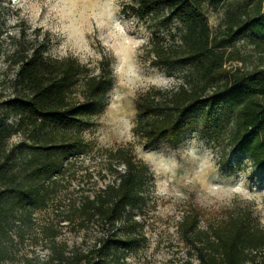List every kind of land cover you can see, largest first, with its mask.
Listing matches in <instances>:
<instances>
[{"label":"trees","instance_id":"1","mask_svg":"<svg viewBox=\"0 0 264 264\" xmlns=\"http://www.w3.org/2000/svg\"><path fill=\"white\" fill-rule=\"evenodd\" d=\"M199 4L132 0L125 9L150 34L140 58L170 79L137 95L133 137L147 150L177 146L193 129L221 130L264 171V0L228 7L215 32ZM47 37L20 27L0 54L13 72L10 94L0 95V264H15L7 249L22 243L42 211L49 212L39 228L46 256L25 264L125 263L119 250L131 256L146 239L141 222L154 174L133 144L96 150L86 139L114 86L111 58L95 67L53 58ZM237 42L257 60L248 62ZM95 150L105 162L97 172L69 164ZM250 217L229 214L201 230L200 214L188 211L178 231L198 264H264L252 259L264 253V227ZM64 231L82 235L83 244L61 241Z\"/></svg>","mask_w":264,"mask_h":264},{"label":"rangeland","instance_id":"2","mask_svg":"<svg viewBox=\"0 0 264 264\" xmlns=\"http://www.w3.org/2000/svg\"><path fill=\"white\" fill-rule=\"evenodd\" d=\"M253 1L200 0L199 5L215 32L228 7H249ZM131 3L132 0H0V54L10 48L9 36L25 27L29 33L37 28L47 33L50 57H73L92 67L104 56L111 58L114 86L105 109L96 117V127L86 131V139L96 150L133 144L136 157L150 167L155 177L146 190L148 202L141 222L145 242L131 256L120 249L119 257L126 260L120 264H198L178 231L184 214L196 210L201 230L229 214L245 213L250 214L252 224L264 227V171L238 147L231 146L221 130L193 129L177 146L163 143L147 150L135 141L132 129L137 95L151 85H167L170 79L140 58L150 34L125 11ZM234 46L241 48L248 62L257 60L250 46L243 42ZM12 75L0 55V95L10 94ZM96 150L90 156L71 158L69 164L77 170L88 167L97 172L105 162ZM70 188H75L74 183ZM62 199L66 201L57 198ZM48 217L49 212H38L33 228L25 229L22 243L16 240L9 246V258L15 264H25V258L40 262L45 259L39 228ZM12 228L15 230V226ZM59 239L69 246L83 244L82 235L69 231ZM92 239L87 240V246ZM263 258L262 250L252 257L256 262Z\"/></svg>","mask_w":264,"mask_h":264}]
</instances>
